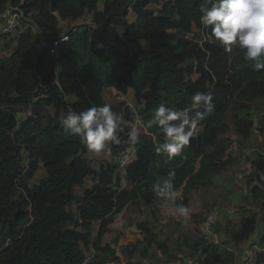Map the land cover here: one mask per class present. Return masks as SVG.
Returning <instances> with one entry per match:
<instances>
[{
  "label": "trees",
  "instance_id": "1",
  "mask_svg": "<svg viewBox=\"0 0 264 264\" xmlns=\"http://www.w3.org/2000/svg\"><path fill=\"white\" fill-rule=\"evenodd\" d=\"M205 2L0 0V13L17 6L30 18L23 32L0 33V264L120 262L118 239L104 244L103 237L132 203L145 219L137 223L138 237L122 247L130 264H185V258L242 264L238 247L250 243L254 264H264V245L256 238L264 226V147L245 153L264 136V70H254L238 46L228 52L210 28H202ZM84 17L90 21L81 23ZM65 33L70 39L51 54V39ZM108 88L132 91L145 125L159 104L184 109L197 92L210 93L215 107L193 111L204 118L189 145L171 159L156 151L164 142L158 127H146L127 170L131 189H121L117 166L126 138L120 134L119 144L109 142L101 153L108 157L95 161L63 124L71 112L108 104ZM234 143L252 160L247 191L230 200L241 218L229 219L226 239L216 241L200 229L205 217L194 215V231L178 239L180 257L156 229L162 202L153 185L175 171L174 186L184 196L178 203L190 208L191 192L219 186L237 159L228 152ZM41 170L46 175L32 184ZM209 227L216 232L214 223Z\"/></svg>",
  "mask_w": 264,
  "mask_h": 264
},
{
  "label": "clouds",
  "instance_id": "2",
  "mask_svg": "<svg viewBox=\"0 0 264 264\" xmlns=\"http://www.w3.org/2000/svg\"><path fill=\"white\" fill-rule=\"evenodd\" d=\"M200 11V24L211 29V36L221 47L231 52L233 46H238L244 58L253 62L254 70H264V0H206ZM201 106L206 112L213 111L215 105L210 93H195L191 106L184 109L177 110L163 103L155 108L145 126L158 127L164 138V142L157 144V153H165L169 159L181 154L204 118V113L199 111L193 115ZM63 124L69 135L78 137L94 154L103 153L109 142L119 144L120 134L125 132L131 149L139 140L138 129L129 128L123 114L114 111L109 104L71 112ZM153 139L155 141V137ZM175 176V171H169L166 176L159 177L153 190L166 210L187 220L190 208L178 203L183 197L182 190L174 186ZM122 186L121 189H131L126 184Z\"/></svg>",
  "mask_w": 264,
  "mask_h": 264
},
{
  "label": "rangeland",
  "instance_id": "3",
  "mask_svg": "<svg viewBox=\"0 0 264 264\" xmlns=\"http://www.w3.org/2000/svg\"><path fill=\"white\" fill-rule=\"evenodd\" d=\"M132 13L131 16L132 17ZM85 20V21H84ZM90 18H82L80 21L81 23L89 22ZM63 25V24H62ZM64 29L66 28L63 25ZM129 94V93H128ZM110 90H106L105 97L107 100L109 99ZM128 97V95L126 94ZM129 98V97H128ZM129 101L131 99L129 98ZM134 102V101H133ZM231 113L228 114V123L231 126ZM258 133V131L256 130ZM260 147H264V136L258 135L256 141L253 143V145L246 147L245 153L252 154L253 152L260 149ZM239 147L236 143L232 144L230 148L228 149V152L235 154V157L233 160V164L230 165L229 171L226 170L225 177H223V186H219L216 188H209L206 191L202 190L201 188H198L190 193V215L187 220H185L183 217H180L168 210L164 207L163 204L159 205V224L156 225L157 231H161L160 236L162 238H165L168 240V242L171 244L173 250L176 253H179L180 257H183V255L180 253V250L178 249L177 242L178 239L184 240L185 236L189 234L190 231H194L195 224H196V218H199L198 216L194 215H200L202 214V217H205V221L202 223L200 229L202 233L210 231V233L207 234V236L216 241H223L226 239V233H225V227L227 226L229 219H237V221L240 220L241 215L238 213L239 211L237 209H233L231 205V198L237 199L241 198V193H245L247 191L246 185H245V175L248 174V172L251 171L252 167V160L249 161L246 159V157L243 154H238ZM263 151V150H260ZM108 155L103 156L102 154H94L91 156L89 155V159H95V161H98L99 159L107 158ZM94 166L97 165L96 162L93 164ZM46 175V172L44 170H41L34 179H32L31 183L35 184L40 181V179ZM90 185V183H89ZM231 186L229 190H226L225 187ZM78 191L80 192L81 189L78 188ZM238 193H235L237 192ZM183 193V190H182ZM182 200L184 199V196H182ZM231 197V198H230ZM233 201V199H232ZM231 207V208H229ZM125 212V213H124ZM212 212L215 213V218H212V223L216 225V232L206 229V227L203 229L208 217L212 214ZM212 215L210 216V218ZM145 219V215L136 207V204H128L126 208L123 210V212L118 216V219L114 224H112V230L107 232V234L103 237V243L109 244L114 243L116 239H118V243L116 244V251L117 254L120 256L121 261L117 263H111V264H130L129 258H126L125 255L122 252V247L124 245H128L129 243L133 242L138 237V229L137 223L143 221ZM210 224V225H211ZM192 233V232H191ZM258 237L259 243L261 245H264V226L260 230L259 235H256V238ZM253 245L248 244L245 246H239L237 251L239 257L244 256L243 258L245 261L242 264H254V254L252 248ZM185 264H193L191 260L184 259ZM145 264H156L155 259L153 260H145ZM172 264H181L180 262L172 263Z\"/></svg>",
  "mask_w": 264,
  "mask_h": 264
},
{
  "label": "built area",
  "instance_id": "4",
  "mask_svg": "<svg viewBox=\"0 0 264 264\" xmlns=\"http://www.w3.org/2000/svg\"><path fill=\"white\" fill-rule=\"evenodd\" d=\"M29 23L30 18L26 17L25 13L20 7L9 6L0 13V33L3 35H14L16 33L23 32ZM202 28L206 30L204 26ZM69 39L70 37L68 33L51 39V54L56 55L58 52V46ZM108 97L110 100H107L106 98L107 103L112 106L114 111L123 114L124 118L128 121L129 128H137L139 131V137L142 133H148V129L144 124L142 115L135 107V103L132 100V102L129 101V98L126 96V94L120 93L113 89ZM129 114L132 115L130 116ZM122 135L126 138V148L124 153L118 159L117 174L121 177L125 186L128 167L137 159L138 150L137 144L134 146V149H131L127 144L128 137L126 132L122 133ZM262 179L264 180V176H262ZM211 215L212 217L210 218ZM211 215L208 217L203 229L205 227L208 228L211 222L214 220H212V218H215V213L212 212Z\"/></svg>",
  "mask_w": 264,
  "mask_h": 264
},
{
  "label": "crops",
  "instance_id": "5",
  "mask_svg": "<svg viewBox=\"0 0 264 264\" xmlns=\"http://www.w3.org/2000/svg\"><path fill=\"white\" fill-rule=\"evenodd\" d=\"M108 90H110V92L113 90L112 88H108ZM128 95V97L131 99V100H133V92L132 91H130L129 92V94H127ZM134 101V100H133ZM238 154H240V152L238 153ZM235 155V154H234ZM223 181H224V179L222 178L221 179V183H220V186H223L224 187V185H223ZM231 188V186H227L226 185V187H225V189L226 190H229ZM235 193H238V191L237 192H235ZM182 196H183V193H182ZM231 198V197H230ZM231 200H232V198H231ZM259 235V234H258Z\"/></svg>",
  "mask_w": 264,
  "mask_h": 264
},
{
  "label": "bare ground",
  "instance_id": "6",
  "mask_svg": "<svg viewBox=\"0 0 264 264\" xmlns=\"http://www.w3.org/2000/svg\"><path fill=\"white\" fill-rule=\"evenodd\" d=\"M125 213V212H124Z\"/></svg>",
  "mask_w": 264,
  "mask_h": 264
}]
</instances>
